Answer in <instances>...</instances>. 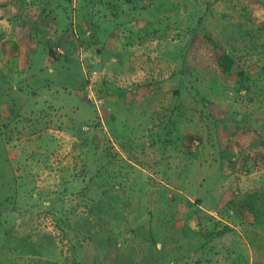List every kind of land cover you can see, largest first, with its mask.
Listing matches in <instances>:
<instances>
[{
  "label": "rangeland",
  "instance_id": "rangeland-1",
  "mask_svg": "<svg viewBox=\"0 0 264 264\" xmlns=\"http://www.w3.org/2000/svg\"><path fill=\"white\" fill-rule=\"evenodd\" d=\"M87 1L0 0V264H264V0Z\"/></svg>",
  "mask_w": 264,
  "mask_h": 264
},
{
  "label": "trees",
  "instance_id": "trees-1",
  "mask_svg": "<svg viewBox=\"0 0 264 264\" xmlns=\"http://www.w3.org/2000/svg\"><path fill=\"white\" fill-rule=\"evenodd\" d=\"M109 1V0H108ZM108 1H106V2H108ZM134 1V0H133ZM138 1H141V0H138ZM88 1L87 0H82V3L83 4H86ZM128 0H124V3L125 4H128ZM102 4H105L103 1H100L99 3H98V5H101V6H103ZM221 51H219V53H218V55H217V64H218V66H219V68L221 69V71L223 72V73H228L230 70H231V68H232V66H233V64H234V60H233V58L231 57V55H229V53H228V51H226L225 49H220ZM48 54L50 55V56H53L55 59L57 58L56 56H54V52L52 51V49L51 48H49L48 49ZM5 81V79H4V77H3V75H2V73H0V87L2 86V84H3V82ZM11 90H9V91H7V92H4V91H1L0 92V104H1V102L4 100L5 102H8L7 104H8V107H9V109L11 108V106H13V104H12V100H11V98H10V92ZM98 114V113H97ZM98 116H99V114H98ZM88 204L89 205H91V203L90 202H88ZM101 205H102V202L100 201L99 203H95L94 205H93V207H98V206H100L101 207ZM114 214V213H113ZM115 216V215H114ZM189 228V227H188ZM189 230H190V228H189ZM88 237L89 238H91V235H88ZM82 247V246H81ZM104 248H105V246H104ZM97 249H101V248H99V247H97ZM102 254H104V252L103 251H100ZM60 259H61V257H58V259L57 260H53V261H49V259H41L40 258V264H58L59 262H60ZM72 263L73 264H83L82 262H77L76 263V260H72Z\"/></svg>",
  "mask_w": 264,
  "mask_h": 264
},
{
  "label": "built area",
  "instance_id": "built-area-1",
  "mask_svg": "<svg viewBox=\"0 0 264 264\" xmlns=\"http://www.w3.org/2000/svg\"><path fill=\"white\" fill-rule=\"evenodd\" d=\"M96 72L92 71L90 72V75H95ZM89 80V79H88ZM88 86H87V97L88 99L95 105V108L99 114V116L101 117L102 116V112L100 110V107H102L103 105V101L101 99H98V98H95L94 95L92 94V87H93V83L90 81H88Z\"/></svg>",
  "mask_w": 264,
  "mask_h": 264
}]
</instances>
